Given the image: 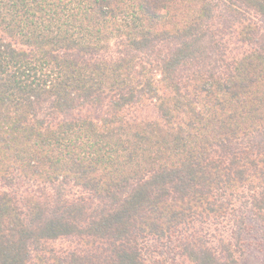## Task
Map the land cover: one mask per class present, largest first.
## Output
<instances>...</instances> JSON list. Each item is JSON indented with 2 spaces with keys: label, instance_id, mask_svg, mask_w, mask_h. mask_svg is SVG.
Instances as JSON below:
<instances>
[{
  "label": "trees",
  "instance_id": "16d2710c",
  "mask_svg": "<svg viewBox=\"0 0 264 264\" xmlns=\"http://www.w3.org/2000/svg\"><path fill=\"white\" fill-rule=\"evenodd\" d=\"M264 226V0H0V264H240Z\"/></svg>",
  "mask_w": 264,
  "mask_h": 264
},
{
  "label": "rangeland",
  "instance_id": "374dc122",
  "mask_svg": "<svg viewBox=\"0 0 264 264\" xmlns=\"http://www.w3.org/2000/svg\"><path fill=\"white\" fill-rule=\"evenodd\" d=\"M243 241L245 253L240 264H264V226L251 219Z\"/></svg>",
  "mask_w": 264,
  "mask_h": 264
}]
</instances>
